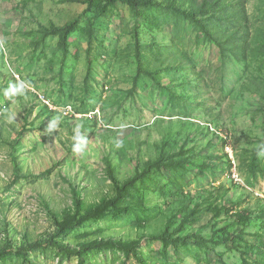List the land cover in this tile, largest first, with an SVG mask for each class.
Returning <instances> with one entry per match:
<instances>
[{
	"label": "rangeland",
	"instance_id": "1",
	"mask_svg": "<svg viewBox=\"0 0 264 264\" xmlns=\"http://www.w3.org/2000/svg\"><path fill=\"white\" fill-rule=\"evenodd\" d=\"M218 1L0 0V264H264V0Z\"/></svg>",
	"mask_w": 264,
	"mask_h": 264
},
{
	"label": "trees",
	"instance_id": "2",
	"mask_svg": "<svg viewBox=\"0 0 264 264\" xmlns=\"http://www.w3.org/2000/svg\"><path fill=\"white\" fill-rule=\"evenodd\" d=\"M169 1H171V0H165L164 3H160L157 0H141V1L128 0V2L130 3V5L133 8V13L135 16L137 15V10L139 8H142V7H149L151 9L165 7L167 10H170L173 13H175L176 15L181 16L182 18L187 20L192 25H195V26L200 27L202 29L205 27L204 25L206 22L204 20H202L201 18H199L195 13L182 10L181 8L176 6L177 5L176 3L169 2ZM242 1L243 0H219L216 3L215 8L218 9L219 11H222L223 9H226L227 7H229V5H231V7H234V9L238 15L237 21L241 22L240 20H242L244 15H245L244 8L242 5ZM168 162L169 161L166 158L161 157L156 161H153V162L149 161L148 163H145L140 175L138 174L136 177L130 178L126 184H128V183L133 184L134 182H136L140 178V176H141V178L148 176V174L152 170V167H157V166H160L163 164L167 165ZM109 167H111V165H109ZM117 191H118V193H117V196L115 198L103 202L101 205H98V206L94 207L93 209L85 212L80 217H69L64 221L57 223L56 234L57 235L63 234L65 231L71 230L76 226H80L85 222L102 218L105 215V213L107 212V210L109 208L113 207L118 202L119 197L123 193L121 188H118ZM156 238H159L160 240H164V241H166V239H167V237H160V236H158ZM112 241H106V243H98V245H94V246L97 247V246H100L101 244H112L113 246H116L120 250H130V252L134 255V257L139 262H141L142 258L140 257V255H138V253L136 252V250H134L133 247H127L121 243H115ZM228 241L232 243V240H230V239L227 240L226 243H228ZM47 243L57 244V242L54 239H50V241L48 240ZM65 249L71 253L75 252V249H72L69 246L65 247ZM13 252L27 256V254L29 252V248H24V249L19 248V249H15V250L13 249ZM4 254H5L4 251L0 252V258L2 256H4Z\"/></svg>",
	"mask_w": 264,
	"mask_h": 264
},
{
	"label": "clouds",
	"instance_id": "3",
	"mask_svg": "<svg viewBox=\"0 0 264 264\" xmlns=\"http://www.w3.org/2000/svg\"><path fill=\"white\" fill-rule=\"evenodd\" d=\"M27 83L25 81H18L16 83H10L9 87L4 91L5 96L7 97H15L18 95H22L25 92V88L27 87ZM8 122L12 123L15 120V115L10 114L7 117ZM58 127L57 117H54L49 125V130H56ZM80 126H77L75 129V134L72 137L73 141H78L79 143H73L72 149L75 153L83 154L87 145V140L80 136ZM122 142H117V147L121 145ZM261 147V152L258 154L264 155V146Z\"/></svg>",
	"mask_w": 264,
	"mask_h": 264
},
{
	"label": "built area",
	"instance_id": "4",
	"mask_svg": "<svg viewBox=\"0 0 264 264\" xmlns=\"http://www.w3.org/2000/svg\"><path fill=\"white\" fill-rule=\"evenodd\" d=\"M48 103V102H47ZM70 114L69 111H65V115L68 116Z\"/></svg>",
	"mask_w": 264,
	"mask_h": 264
}]
</instances>
